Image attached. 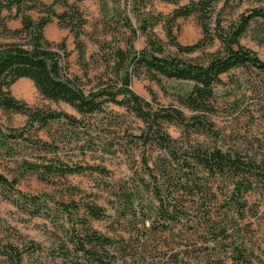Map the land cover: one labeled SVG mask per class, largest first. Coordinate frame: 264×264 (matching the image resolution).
Here are the masks:
<instances>
[{"label": "rangeland", "instance_id": "1", "mask_svg": "<svg viewBox=\"0 0 264 264\" xmlns=\"http://www.w3.org/2000/svg\"><path fill=\"white\" fill-rule=\"evenodd\" d=\"M41 1L59 12L64 10L56 0ZM135 1L107 0L105 9L99 0H69L86 19L81 35L86 47L83 58L79 57L73 34L56 18L45 28L47 40L65 42L70 55L63 66L67 67V75L86 90L116 80L115 68L107 64L109 57L114 62V47H122L133 55L147 46L142 20L152 23L149 32L162 43L167 55L206 62L211 53L221 49L220 41L215 39L203 50L181 54L167 37L166 18L193 0L178 4ZM222 6L217 5L213 13V27L217 18L230 24L253 8H264V0H246L239 7L231 3L225 10ZM30 13L39 16L36 11ZM8 26L19 28L20 19L9 20ZM174 31L181 44H194L203 36L196 15L176 20ZM241 43L264 60V17L251 23ZM189 87L190 83L161 76L156 82L144 70L131 78V88L155 108L174 106L188 120L194 113L178 103V96ZM10 90L34 109L64 111L79 119L77 127L61 120L51 122L47 128L32 129L24 138L0 136V173L9 179L17 178V189L36 198L31 204L19 195L18 206L4 196L12 195V191L0 187V243H13L23 249L32 241L41 247L34 254H25L24 264H61L57 257L59 245L67 241L73 229L81 228L80 221L87 214L86 203L105 209L104 219L89 217V223L116 240L120 248L117 264H176L178 255L189 258L192 264H237V249H243L255 264H264V182L255 180L253 190L241 193L240 203L237 193H233L231 176L204 179L205 193H171L165 190L158 169L166 153L157 146L141 144L138 136L145 124L132 112L109 102L103 112L82 116L64 102L46 99L27 78L15 81ZM211 102L214 112L201 116L206 127L186 130L177 123L162 121L164 131L177 141L178 153L183 154L192 146L217 147L264 161V73L251 68L231 70L221 76ZM26 125V115L0 109V128L5 133L17 134ZM5 141L7 148L2 146ZM33 165H39V171L31 170ZM44 165L96 166L107 172L87 170L60 176L46 174ZM198 172L205 178L201 169ZM154 191L177 206L179 214L172 215L178 218L164 220L168 215L157 213L159 204ZM125 194L137 195L133 209L123 202ZM58 203H77L80 208L70 207L64 212ZM182 209L185 212H180ZM0 264H8L1 254Z\"/></svg>", "mask_w": 264, "mask_h": 264}, {"label": "trees", "instance_id": "2", "mask_svg": "<svg viewBox=\"0 0 264 264\" xmlns=\"http://www.w3.org/2000/svg\"><path fill=\"white\" fill-rule=\"evenodd\" d=\"M99 1L105 9L108 7L107 0ZM160 1L178 4L182 0ZM245 1L193 0L188 5L179 6L166 18L167 37L181 54L195 53L211 45L215 39L220 41L221 49L211 53L206 62L189 61L167 55L162 43L149 32L152 23L142 20V30L147 36V46L133 55L122 47H114L111 50V58L114 62L111 63L109 57L107 64H112L115 68L113 73L116 80L111 84L86 90L80 82L67 75V67L63 66V61L65 62L70 55L65 42L55 43L47 40L44 33L47 25L56 18L62 27L68 28L73 34L79 57L83 58L86 47L81 40V35L86 19L78 6L70 3L69 0H56L64 7V10L59 12L53 5H47L41 0H0V109L26 115L29 124L17 134L5 133L0 128V136L4 139L24 138L25 133L32 129L47 128L51 122L61 120H65L73 127L78 126L79 119L68 112L34 109L13 96L10 90L11 85L20 78H27L46 99L54 103L64 102L82 116L103 112L109 102L132 112L145 124L141 135L138 136L141 144L144 147L157 146L166 153L167 157L162 158L158 167L161 172L159 174L164 179L163 186L166 191L193 195L205 193L207 183L204 179L231 176L234 180L233 193L235 195L237 193V201L240 203L241 193L253 190L255 180L264 182V161L244 157L240 153L231 154L217 147L209 149L192 146L190 150L179 154L175 147L177 141L164 131L162 121L177 123L186 130L192 127H206L202 124L201 116L214 112L211 101L215 97V87L221 82L222 75L236 68H251L264 73V60L260 59L254 50L241 43L251 23L256 18L264 17V8H253L248 14L240 15L238 21L230 24H224L220 18H217L215 26H212L213 13L217 5L223 4L222 10H225L231 3L239 7ZM254 1L262 2V0ZM134 3L137 2L134 0ZM33 11H36L39 16L35 17L30 13ZM191 15L197 16L203 36L194 44H181L174 31L176 20ZM17 18L20 19L21 26L9 27L8 21ZM130 67H132L131 70H129ZM143 70L151 80L156 82L161 76L190 83L191 87L178 96V103L194 113L190 116V120L181 109L174 106L155 108L150 104L151 102L131 88L132 76L142 73ZM2 146L7 148L8 142L5 141ZM39 168V165L30 166V169L34 171H39ZM44 168L46 174L60 176L87 170L107 172L102 167L83 165H44ZM200 169L205 178L199 175ZM150 175L154 176L152 173ZM17 184V178L9 179L0 173V187L12 191V195H4L7 199L21 206L17 198L21 195L34 204L36 198L23 194L17 189ZM154 193L159 204L157 213L161 211L163 215H168V219L164 220L173 221L178 218L172 215L179 214L176 210L177 206L170 205V202L164 200L158 191ZM123 196V202L128 208L133 209L137 195ZM58 204L64 212H68L70 207L75 210L80 208L77 203H72L70 206ZM84 207L87 214L80 221L81 228L73 229L67 235V241L59 245L57 257L61 259V264H117L120 248L117 247L116 240L92 228L89 223V217L96 220L104 219L107 216L105 209L94 203H86ZM165 226L168 224L165 223ZM40 248V245L32 241L23 249L13 243L6 245L0 243V254L4 256L8 264H24V255L34 254ZM237 251V264H255L243 249H237ZM179 256H176L174 261L176 264H181V261H184V264H192L189 258ZM210 264H224V262Z\"/></svg>", "mask_w": 264, "mask_h": 264}]
</instances>
